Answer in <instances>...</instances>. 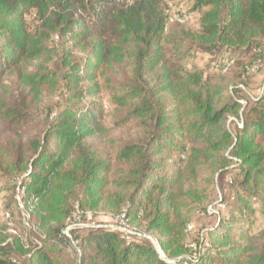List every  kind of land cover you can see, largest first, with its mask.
<instances>
[{
	"label": "trees",
	"instance_id": "trees-1",
	"mask_svg": "<svg viewBox=\"0 0 264 264\" xmlns=\"http://www.w3.org/2000/svg\"><path fill=\"white\" fill-rule=\"evenodd\" d=\"M189 1L197 29L170 22L167 0H0L3 219L29 230L0 219V264H264V87L242 83L261 62L264 0ZM197 51L222 55L200 67ZM225 176L232 193L209 213ZM75 208L124 212L139 234L66 235ZM192 211L214 221L188 239Z\"/></svg>",
	"mask_w": 264,
	"mask_h": 264
},
{
	"label": "rangeland",
	"instance_id": "rangeland-1",
	"mask_svg": "<svg viewBox=\"0 0 264 264\" xmlns=\"http://www.w3.org/2000/svg\"><path fill=\"white\" fill-rule=\"evenodd\" d=\"M169 2V7H170V14L173 16H182L184 18V25L187 28H192V29H197L198 28V18H199V13L196 11H191L190 9V1L189 0H167ZM263 46V53H262V58L260 63L257 64V68L254 70H249L248 73L244 78H242V83H243V91L248 94V95H256L263 87H264V44ZM222 54L220 52L217 53H204L201 51H197L196 54L194 55V62L197 64V66H205L206 64L210 63V61L213 58H220ZM240 61H244L242 59H239ZM37 61H34L31 65V67H36L35 64ZM47 66L49 68H58V61L57 59L51 60L47 62ZM260 66V67H259ZM237 70L231 71L229 73L230 76H234L238 74V68ZM9 81V80H7ZM226 83L230 84V81L226 80ZM59 93L58 92H53V93H44L42 97V107L41 111L42 113L40 114V119L37 121V125L35 127H32L33 130L31 132H39L41 129L44 128V112L48 107H52L56 104L58 101ZM104 100H106V96H104ZM106 117L104 118L103 121H105V124L111 123V116L109 109H106ZM112 134L116 137H126V138H131L134 134V132L128 130L127 128L123 127H118L115 128L112 131ZM227 176H225L221 181H218V186H216L213 191L211 192L210 199L208 201V204L211 203L213 208L217 210V206L221 202L222 196L227 199L230 194L232 193V187L228 184L227 181ZM13 183L11 181H6L0 180V219H3V205L7 201V198L12 195L13 190L12 187ZM15 208V205L12 206ZM219 207L224 210L225 208L223 205H219ZM13 218L16 222V224H13L12 222H8L6 219L5 222L10 226L12 229H16L19 232L23 233V230L28 232V226H24L22 223V217L19 215L17 211H15ZM70 220L73 222L74 226L72 228H80L75 232L76 235H82L84 234L87 230H82L86 226H93L96 224H107V225H113L117 224V221L114 217H112L110 214L103 212V211H97V212H92V214L87 215L85 214H79L75 213L72 214ZM190 221L192 222L193 228L187 235L188 239L193 238L196 236L197 232L199 229L208 227L212 225V222L214 221L213 216H208L204 215L202 213L192 211L190 214ZM25 233V232H24Z\"/></svg>",
	"mask_w": 264,
	"mask_h": 264
},
{
	"label": "built area",
	"instance_id": "built-area-1",
	"mask_svg": "<svg viewBox=\"0 0 264 264\" xmlns=\"http://www.w3.org/2000/svg\"><path fill=\"white\" fill-rule=\"evenodd\" d=\"M166 11L168 12V9H167ZM169 13H170V11H169ZM169 17H170V22H179V23H183V22H184L183 15H182V16L179 15V16L176 17V16H173L172 14H170ZM256 68H257V64L254 63L250 68H248V71H249V70H254V69H256ZM21 192H22V188L20 187V183H19V181H18V182H17V186H16V195H15V197H16V200H17V202H18L19 207L22 208L23 205H22V203H21V199H20V194H21ZM207 211H208L209 213H215V212H216V210L213 208L212 205H209V206L207 207ZM76 212L79 213L80 215H81V214H85V213H86L87 215L92 214L91 211H85V212H83V211L79 210L78 208H75V210L72 212V214H75ZM5 217H6V218H9V213H8V212H5ZM124 217H125L124 212H123L122 214H120L119 216H117V217H116L117 224H116L115 226H116L117 229H119V230H121V231L123 232V236H124V238H126L127 240H129V239H131L133 236L138 235L139 233H138V231H137L134 227H131V226H129V225L127 224V222L125 221V218H124ZM73 226H74L73 222L69 219L68 222H67V225L65 226V228L63 229L62 232H63L64 234L68 235V234H69V230H70ZM192 228H193V225H192V224H188V225H187V231H191ZM200 235H202V232L200 233ZM154 243H155V246H156L158 252L161 254V249H160L158 243L155 242V241H154ZM190 246H191L193 249H195V245H194V243H191ZM161 256H162V254H161ZM162 257H163V256H162ZM163 258H164V257H163ZM189 258L191 259V257H189ZM173 262H174V264H188L187 261L180 262V261H178V260H175V261H173Z\"/></svg>",
	"mask_w": 264,
	"mask_h": 264
}]
</instances>
